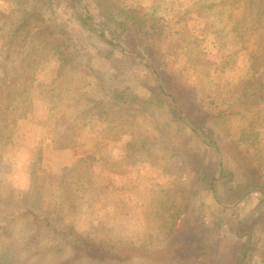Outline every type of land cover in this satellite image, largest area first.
Wrapping results in <instances>:
<instances>
[{"label": "rangeland", "instance_id": "obj_1", "mask_svg": "<svg viewBox=\"0 0 264 264\" xmlns=\"http://www.w3.org/2000/svg\"><path fill=\"white\" fill-rule=\"evenodd\" d=\"M106 1L148 12L157 31L147 42L159 52L161 70L185 90L186 99H194L214 139L230 153L225 165L232 173L224 178L258 177V186L229 210L210 205L208 196L199 206L200 223L207 224L209 212L246 222L239 224L237 237L223 232L215 255H199V244L190 247L191 236L186 238L185 225L174 216L185 203L190 178L177 154L180 141L165 139L154 117L126 112L107 93L128 82L149 95L156 87L151 70L131 53L123 57L116 49L111 55L79 25L78 16L85 11L97 16L104 0H82V9L71 0H53L45 17L64 24L82 48L69 66L59 67L57 54L41 37L15 38L8 57L0 50V199L18 206L10 215L15 219L0 229V246L13 243L21 259L63 264L73 251L60 232L72 226L112 243L175 247L157 257L167 264L175 258L190 264H264V0ZM19 7L16 0H0V34L3 23L18 18ZM188 135L178 139H187L210 170H217L214 150ZM224 178L215 184L227 200L231 182ZM171 227L181 231L175 240L165 237ZM250 241L256 253L241 261ZM141 251L139 259L80 257L71 264H155Z\"/></svg>", "mask_w": 264, "mask_h": 264}, {"label": "trees", "instance_id": "obj_2", "mask_svg": "<svg viewBox=\"0 0 264 264\" xmlns=\"http://www.w3.org/2000/svg\"><path fill=\"white\" fill-rule=\"evenodd\" d=\"M75 8L82 9V0H71ZM19 4L18 18L8 20L2 24L3 33L0 34V50L5 51L7 57L11 54V43L15 38L20 37V41L25 40L28 36L32 38L41 37L45 44L49 45L52 51L57 54L60 62V68L64 69L76 58L78 53H82V48L70 38L66 27L62 23H58L52 18L45 17V10L50 8L53 0H16ZM78 22L92 36L102 40L110 49L111 55L118 49L123 57H127L128 53L134 55L144 67L151 70L156 87L152 93L143 96L140 95L132 83H124L122 86L116 85L108 90L110 101L126 112L147 114L154 117L155 126H157L160 135L165 139L174 137L180 141L178 143L179 156H181L182 165L185 170L190 173L189 181L184 185L186 193L182 196L185 201L180 208L174 211V216L180 220V225H185L181 231H184L186 238L191 236V248L194 245H200L196 248L199 255H215V246L220 241L223 232H231L234 236H239V224H245L246 220L240 216L235 218H223L221 214L209 212L207 224H201L202 221L199 206L204 204L207 197L211 200L210 205L215 208H223L229 210L236 207L242 201V195L249 192L252 188L258 186V177H251L247 180H234L232 178H224L228 171L226 161L231 156L227 149L214 139L213 130L208 126V118L203 115L196 106L194 99L192 101L186 99V92L183 89H177L173 80H168V72L161 70V60L159 52L153 50L147 42V37L154 34L157 30L154 24L151 25L148 12L137 6L128 4H111L104 0L102 6L99 7L97 16H93L85 11L78 16ZM136 51V52H135ZM109 53V55H110ZM171 80V81H170ZM192 102V103H191ZM200 110V111H199ZM159 113V115H157ZM188 131L189 137L199 140L202 145L214 150L217 156V170H210V164H205L192 143L187 139L179 140L181 134ZM160 136V137H161ZM200 143V144H201ZM175 148V147H174ZM232 173V172H230ZM259 175V174H258ZM225 179V182H231L228 186L229 198L223 200L217 194L216 180ZM230 180V181H229ZM206 191L204 199H199L193 204V198L200 193ZM237 193L238 196H237ZM19 205H22L21 203ZM25 205V204H24ZM17 204H10L6 199H0V229L7 228L8 224L15 219L10 217L14 213ZM29 209H25L27 212ZM5 221V224L3 223ZM226 222V225L224 224ZM2 223V224H1ZM62 234L67 239L68 246L73 251V256L64 261L63 264H71L75 259L87 257L96 261H112V260H132L139 259L137 252L142 249L145 251L143 257L155 264H167V261H159L157 257L167 251H176L175 247L167 250L160 248L144 249L133 245L126 244L121 241L112 243L111 239L94 235L90 232H77L72 226L63 230ZM180 229L173 228L166 231V238L175 240V236L181 232ZM252 235L250 234V240ZM173 242V241H171ZM197 242V243H196ZM190 243V244H191ZM185 245V244H184ZM189 245H187L188 249ZM182 247V250H186ZM256 247L252 245V241L248 244L245 253H240V260L244 261L247 257L251 258L256 252ZM162 252V253H161ZM141 259H144L142 255ZM175 264H190L185 258H175ZM0 264H39V262L29 261L28 258L20 257V251L13 243L0 246Z\"/></svg>", "mask_w": 264, "mask_h": 264}]
</instances>
